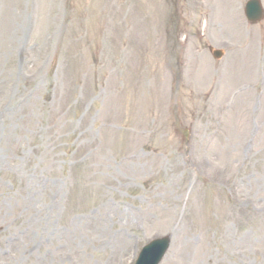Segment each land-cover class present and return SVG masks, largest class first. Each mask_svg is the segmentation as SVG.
Here are the masks:
<instances>
[{"label":"rangeland","instance_id":"obj_1","mask_svg":"<svg viewBox=\"0 0 264 264\" xmlns=\"http://www.w3.org/2000/svg\"><path fill=\"white\" fill-rule=\"evenodd\" d=\"M246 1L0 0V264H264Z\"/></svg>","mask_w":264,"mask_h":264},{"label":"water","instance_id":"obj_2","mask_svg":"<svg viewBox=\"0 0 264 264\" xmlns=\"http://www.w3.org/2000/svg\"><path fill=\"white\" fill-rule=\"evenodd\" d=\"M245 12L248 20L252 23L259 22L264 18V10L260 0H249ZM215 54L219 55V52L216 51ZM169 241L168 237H164L151 242L141 252L137 264H158L169 245Z\"/></svg>","mask_w":264,"mask_h":264}]
</instances>
